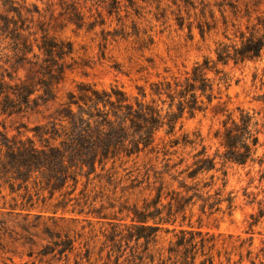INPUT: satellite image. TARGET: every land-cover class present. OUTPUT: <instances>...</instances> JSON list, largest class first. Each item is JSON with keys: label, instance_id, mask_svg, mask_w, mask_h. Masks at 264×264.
Returning <instances> with one entry per match:
<instances>
[{"label": "trees", "instance_id": "1", "mask_svg": "<svg viewBox=\"0 0 264 264\" xmlns=\"http://www.w3.org/2000/svg\"><path fill=\"white\" fill-rule=\"evenodd\" d=\"M0 1L4 8V13L0 12V61L4 62L0 65L1 247L9 241L29 243L34 236H40L38 231H32L40 224L45 228L42 233L52 238L55 232L47 225V220L55 223L57 218L63 219V214L74 213L77 207L79 213L84 209L85 203L81 204L72 196L80 176L88 177L100 167L110 183L115 174L110 170L117 160L126 158L127 162L133 156L138 158L145 150L158 153L155 138L157 132L164 129L169 137L168 146L174 149L162 150L163 168L154 170L152 181L146 172V187L139 191L149 190L154 195L142 198L141 207L137 203L132 208L124 207L128 216L131 213V223L116 222L111 239L117 237L126 244L134 241L135 247L142 246L140 252L129 258L132 264H222L215 262L212 254L216 247L214 236L191 228L179 229L165 252L154 246L164 224H173L178 216L184 221L189 207L198 204L202 212L209 214L234 209V196L232 192H224L225 182L211 193L214 175L211 174L209 180L204 177L218 170V160L222 164L240 165L264 162V157L257 155L258 148L264 145L260 140V135L264 136V120L260 122L255 112L240 107H237V116L227 112L222 132L214 134L223 149L221 153L210 155L202 146L193 154L192 162L183 168V158L178 161L171 158L177 153V147L202 142L200 133H193L194 137L186 132L177 135L182 131V124L178 128L177 124L185 115L193 117L204 112L220 97L219 85L227 80L221 66L230 61L238 64L264 56V13L257 15L255 22H249L252 11L256 10L253 7L261 0H165L175 6L171 13L178 28L186 27L190 35L197 29L205 40L222 29L227 41H217L214 58L204 56L196 61L183 78L165 77L150 83L148 92L138 87V94L132 95L117 84L98 89L81 82L76 91L67 92L64 100L59 99V92L67 72L77 65L89 64L87 60L77 62L73 58L72 42L59 38L54 32L69 24L88 29L100 25L102 58L109 37L127 40L134 36L140 49H149L155 40L149 30L140 28L135 20L141 16L138 0H80L82 4L79 0H59L57 13L51 1L43 11L37 6L33 11L14 0ZM153 1L157 2V9L161 8L163 0ZM88 2L89 11L94 9L96 15L86 16L83 12L82 7ZM158 17L164 19L163 23L168 20L166 8ZM243 18L248 23L241 29L239 22ZM127 20L131 22L132 32L127 30ZM107 21L110 25L115 21L118 27L106 29ZM230 27L235 29L233 38L228 34ZM29 112L39 114L42 119L31 128L33 136L9 135L6 120ZM109 161L113 165L106 169ZM142 182L133 178L132 188ZM223 203L226 204L224 210ZM88 212L99 214L96 208ZM59 213L62 215L57 216ZM263 216L264 209H260L252 217L251 225ZM165 231L169 229L166 227ZM248 245H252L251 238ZM250 253L248 250V255ZM220 255L221 250H217V256ZM226 260L229 263L230 257ZM242 260L241 257L233 264ZM250 263L256 264L254 260Z\"/></svg>", "mask_w": 264, "mask_h": 264}, {"label": "rangeland", "instance_id": "2", "mask_svg": "<svg viewBox=\"0 0 264 264\" xmlns=\"http://www.w3.org/2000/svg\"><path fill=\"white\" fill-rule=\"evenodd\" d=\"M14 1L33 11L36 6L43 11L47 3L51 1L55 4V13L59 10V0ZM79 2L82 4L80 0ZM138 4L142 7L141 16L135 17V20L140 28L149 30L155 40L154 45L149 49H140L134 36L127 40L122 38L112 40L109 37L105 56L102 58L99 47L102 41L100 25L88 29L69 24L54 32L59 38L72 42L73 58L77 62L82 63L87 60L89 64L77 65L67 72L65 81L60 87V100L66 98L68 91H76L77 85L81 82L93 84L98 89L117 84L132 95L138 94V87H144L148 92L150 83L165 77L183 78L196 61L202 60L204 56L214 58L217 41H227L222 34V29L205 40H202L197 29H193L191 35L186 27L179 29L175 16L171 13L175 10V6L169 1L163 0L159 9L156 7L157 2L153 0L146 2L138 0ZM89 8V2L82 7L86 16L96 15L95 10L89 11ZM165 8L168 20L163 23L164 19L160 17L158 19L157 16ZM253 8L256 10L251 13L250 23L256 21L257 15L264 13V0ZM0 12L4 13L1 1ZM90 20H94V16L90 17ZM125 23L128 25L127 30L132 32L130 20ZM247 23V19L243 18L239 22V27L244 29ZM104 27L113 30L118 25L115 21L111 25L107 21ZM234 30L232 27L228 30L232 38ZM3 64L4 62L0 61V65ZM114 66L120 67L121 70H117ZM221 67L226 73L227 80L219 85L220 97L214 99L204 112H199L193 117L185 115L177 124V128L180 123L182 124V131H178L177 135L186 132L194 137L193 133H200L202 137V142L195 146L176 148L177 153L171 158L172 161L183 158L181 168L192 162L193 154L202 146L206 147L210 155L217 151L222 152L223 149L219 146V140L214 137V134L216 131L222 132V121L227 112L237 116V107H240L251 113L255 112L260 122L264 120V56L258 60H247L238 64L230 61ZM209 76L214 77L213 73H209ZM215 89L217 91L216 85ZM40 121L42 119L39 114L29 112L24 116L8 118L6 123L9 135H20L25 138L33 136L31 128ZM22 124L26 127L21 126ZM260 140L264 143L262 134ZM168 141L169 137L165 135L164 129H160L155 138L158 153L145 150L139 154L138 158L133 156L127 162L126 158L117 160L114 168L110 170L115 172L110 183L107 181L106 172L101 171L100 167H97L96 172L88 177L80 176L72 196L78 198L81 204L85 203L82 213L78 212L79 207H77L74 213L63 214V219L57 218L55 223L47 220V225L55 232L52 238L42 233L45 228L43 224H40L32 229L33 232L38 231L40 236H34L29 243L22 245V240L2 243L4 248L0 245V264H132L129 258L132 254L140 252L142 246L135 247L134 241L126 244L125 241H119L117 237L115 240L111 239L113 225L116 222L129 225L131 213L128 216V210L124 207L132 208L135 203L141 207L142 198H150L154 195V192L151 193L149 190L143 193L139 191L146 187L147 183L144 181L146 172L152 181L154 170L163 168L162 150L174 149L169 148ZM257 155L264 157V145L258 148ZM112 165L109 161L106 169L111 168ZM217 168L218 170L210 171L204 177L209 180V176L214 175L215 185L211 193L217 187H222L225 182L224 192H232L234 209L231 212L225 211L226 204L223 203L224 212L209 214L208 211L202 212L198 204L189 207L184 221L181 216H178L173 224H164L169 231H165L164 228L158 232V241L154 249H162L165 252L179 229L191 228L203 234L207 233L208 236H214L216 247L212 250V254L215 262L233 264L242 257L243 260L239 264H251L250 260H254L256 264H264V216L251 225L252 217H255L260 209H264V177L261 178L264 162L262 165L257 162L240 165L233 162L222 164V161L218 160ZM97 173L101 175L95 176ZM133 178L143 180L139 187L132 188ZM69 188L71 189L72 186ZM90 202L91 205H89ZM92 208L98 209L99 214L89 213L88 211ZM61 215L59 213L57 216ZM250 238L251 246L248 245ZM63 247H66L64 251ZM217 250H221L220 257L217 256ZM248 250L251 251L249 255ZM227 256L230 257L229 263L226 260Z\"/></svg>", "mask_w": 264, "mask_h": 264}]
</instances>
